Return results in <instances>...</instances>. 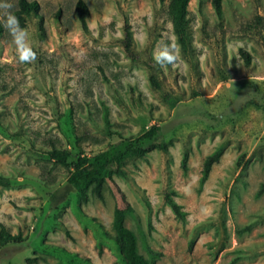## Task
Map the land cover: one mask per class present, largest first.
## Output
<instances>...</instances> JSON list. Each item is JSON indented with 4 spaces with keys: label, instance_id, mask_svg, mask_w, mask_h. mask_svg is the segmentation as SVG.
<instances>
[{
    "label": "rangeland",
    "instance_id": "1",
    "mask_svg": "<svg viewBox=\"0 0 264 264\" xmlns=\"http://www.w3.org/2000/svg\"><path fill=\"white\" fill-rule=\"evenodd\" d=\"M36 1L24 27L35 62H19L5 28L0 36V175L11 181L0 186V226L22 239L0 246V264H125L112 239L116 190L104 184L100 200L90 186L83 202L67 177L78 156L153 124L167 149L128 158L124 174L112 175L133 208L124 223L139 252L161 253L157 264H264V0H221V17L212 0H190L185 45L168 0H83L86 28L78 0ZM127 25L162 89L120 44ZM162 41H178L183 65L155 62ZM53 147L70 153L66 165L49 158ZM218 150L202 182L203 163Z\"/></svg>",
    "mask_w": 264,
    "mask_h": 264
},
{
    "label": "trees",
    "instance_id": "2",
    "mask_svg": "<svg viewBox=\"0 0 264 264\" xmlns=\"http://www.w3.org/2000/svg\"><path fill=\"white\" fill-rule=\"evenodd\" d=\"M190 0H168V10L171 17L173 30L177 35L178 40L182 45L186 43L188 30V4ZM215 11L221 17V0H212ZM77 16L84 28H86L88 9L83 0H78L75 4ZM39 4L36 0H18L17 8L14 11L20 20L21 27H26L27 20L32 13L37 14ZM4 32V27L0 22V36ZM124 51L128 57L136 63L143 64L149 71V82L152 88L162 89V84L158 76V68L151 57L142 59L139 57L133 48V36L130 27L127 25L124 29V36L120 40ZM240 54L246 64L250 63V55L247 51L241 49ZM166 100L174 104V100L169 94H166ZM167 145L164 140L162 127L159 124L151 125L146 131L137 137L123 138L116 145L111 146L105 151L97 153L93 156H78L73 162L74 170L67 177V183L79 193L83 202L88 200L87 189L92 186L93 194L100 200H103V186L108 184L115 194L118 196V206L116 216L112 221V230L114 235L112 239L117 246L119 253L125 264H157V259L161 253L154 251L148 245H145L147 255L144 256L139 252L138 239L135 233L128 228L124 223L125 215H133V208L126 200L124 194L117 189L112 175H123V166L128 158H143L153 150L165 151ZM48 156L55 162L66 165L70 153L64 149L53 147ZM220 151H215L210 154L202 166V179L204 182L214 163L219 160ZM187 156L182 160V167L186 168ZM10 178L0 175V186H9ZM264 192V185L259 190L257 196ZM166 202L169 204L177 217L183 218L184 213L180 206L171 198L169 194L165 195ZM21 235H10L4 231L3 226H0V246L7 244L10 241H21Z\"/></svg>",
    "mask_w": 264,
    "mask_h": 264
},
{
    "label": "clouds",
    "instance_id": "3",
    "mask_svg": "<svg viewBox=\"0 0 264 264\" xmlns=\"http://www.w3.org/2000/svg\"><path fill=\"white\" fill-rule=\"evenodd\" d=\"M14 8L15 4L12 0H0V21L3 22V27L12 37V42L18 53L19 62L30 64L36 61L37 54L31 46L29 32L26 28L21 27L20 20L13 11ZM180 53L181 46L178 41H162L154 49L153 58L162 68H167L169 66L179 67L184 64Z\"/></svg>",
    "mask_w": 264,
    "mask_h": 264
}]
</instances>
